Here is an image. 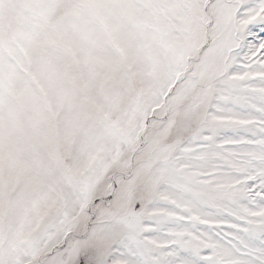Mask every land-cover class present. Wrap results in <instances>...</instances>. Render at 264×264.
I'll return each instance as SVG.
<instances>
[{
	"label": "snow or ice",
	"instance_id": "1",
	"mask_svg": "<svg viewBox=\"0 0 264 264\" xmlns=\"http://www.w3.org/2000/svg\"><path fill=\"white\" fill-rule=\"evenodd\" d=\"M0 264H264V0H0Z\"/></svg>",
	"mask_w": 264,
	"mask_h": 264
}]
</instances>
